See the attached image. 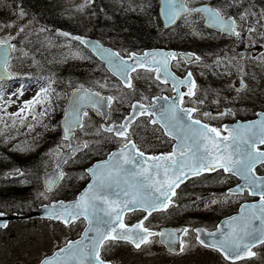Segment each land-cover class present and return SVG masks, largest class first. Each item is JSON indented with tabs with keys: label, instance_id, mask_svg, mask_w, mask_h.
Here are the masks:
<instances>
[{
	"label": "snow or ice",
	"instance_id": "1",
	"mask_svg": "<svg viewBox=\"0 0 264 264\" xmlns=\"http://www.w3.org/2000/svg\"><path fill=\"white\" fill-rule=\"evenodd\" d=\"M85 2L90 3V0ZM146 5L150 7V0H142L138 5L130 3V7L144 11L147 10ZM76 7L82 10L84 5ZM159 7L160 15L169 26H174L179 19L192 34L201 35L197 22L202 21L204 26L233 37V46L236 42L245 44L244 50L230 56L216 55L212 65L205 64V67H219L223 61L225 71L229 66H234L238 72H243L240 62L253 59L247 55L248 47L257 43V37L264 42V7L257 8L253 0H215V3L160 0ZM236 9L240 10L237 12ZM13 10L18 13V19L26 15L19 5ZM32 24L33 21L29 20L25 23L8 21L4 25L9 28L16 25V28L14 32L0 35V80L20 75L12 70L14 53L29 55L23 45L31 34ZM37 31H43V26ZM56 31L61 32L60 29ZM61 34L66 38L73 37L69 32ZM17 36H23V39L14 42ZM73 38L99 57L107 70L129 89L134 90L131 73L136 69H145L150 76L154 73L156 81L170 84L174 95H154L150 103L134 100L131 110L119 122L113 120L109 123L113 101L117 97L105 95L84 83L72 87L71 82H67L70 94L63 107L60 142L47 150L55 171L45 168L42 190L36 193L37 197L49 199V194L66 176L63 166L78 153L83 154L90 147L94 150L101 141H115L118 147L106 151L105 158L96 160L84 169V174L89 175L90 179L72 200L52 199L50 203L41 205L45 217L62 221L70 228L75 226L73 222L82 218L84 227L75 239L65 237L51 253L44 254L38 264H113L105 253L114 243L126 241L140 248L142 244L152 243L157 235L161 243L169 245L170 251L177 250V240L179 250L183 251L187 241L181 239L180 234H187L190 225L156 229L146 226L145 220L155 211L171 210L170 206L176 205L177 189L189 177L200 179L201 174L216 173V170H220L216 173L217 182L224 183L233 177L238 178V182L226 188L224 193L213 194L211 204L248 196L258 199H243L238 212L224 217L211 230L208 227L194 228L195 240L200 245L217 250L225 262L256 256L254 246L264 247V110L257 111L254 119L219 126L207 123L205 118L221 117L225 113L234 116L235 112L228 107L217 112L203 109L201 106L205 103L207 92L204 91L202 96L197 95L200 90L191 68L186 69L183 77L172 71L173 61L177 67H183L182 62L204 63L197 52L157 48L137 52L124 49L126 54L122 55L121 50L107 47L99 40L82 35ZM18 43L21 45L19 48ZM65 43L70 41L66 39ZM69 54L80 59L92 58L79 48L70 50ZM257 58L264 61V56L258 55ZM33 63H37L34 57ZM54 79V74L49 73L44 85L38 88L34 96L23 100L16 112H0V133L7 132L3 140L12 139V130L19 135L18 126L25 127L26 131L34 130L35 125L41 123L45 129L57 127L56 124L44 122L49 113L55 111L54 100L62 95L52 87ZM95 84L107 87V78L101 77ZM244 88L246 84L241 77L237 93ZM22 93L23 85L16 93H8L9 99L5 102L0 90V106L7 108L8 104L14 102L11 97ZM37 103L40 105L38 111L34 107ZM89 108L94 109L105 122L91 127L89 118L86 124ZM138 116L154 126L153 139L158 143L167 142L169 150L145 151L138 146L133 139L138 133L135 128L130 130ZM86 127H91V131H85ZM77 129L85 136H98L100 139H78L75 134ZM14 147L24 151L32 145L18 142ZM43 163L47 165L48 161ZM12 174H19V169L13 170ZM134 209L141 210V218L135 223H125V213H131Z\"/></svg>",
	"mask_w": 264,
	"mask_h": 264
},
{
	"label": "rangeland",
	"instance_id": "2",
	"mask_svg": "<svg viewBox=\"0 0 264 264\" xmlns=\"http://www.w3.org/2000/svg\"><path fill=\"white\" fill-rule=\"evenodd\" d=\"M141 2L142 0H136L135 4L138 5ZM253 3L256 4L257 8L264 7V0H253ZM146 9V12L149 13L153 10V4L150 3V7L146 5ZM239 10L240 9H236L237 12ZM229 11L230 13L232 12V10ZM74 18L75 17L73 15L72 20ZM21 19L24 20L25 17H21ZM17 22L23 23L20 21ZM199 24L202 25L201 22ZM39 27L31 25V34L28 35L27 40L25 41V43L27 42L29 45H23V47H28L27 49L29 55L19 56L18 53H14V62L12 65V70L14 72L20 74L46 72L54 74V77L59 79L62 77V73H66L64 81H62L63 83L61 82L63 86L69 81L71 82V85L84 83L87 86L99 88L104 93H111L117 97L112 105V118L114 115L119 117V113L124 112L125 108L132 100L131 98L139 97L141 94L146 92L154 93L158 90L157 86L159 83L155 80V78L151 77L150 74L146 72H141L142 74L138 75V79H136L134 84V90L123 86L108 72H105L103 67L98 62L93 60L91 62V59H80L77 56L69 54L70 50L79 48L82 53L88 55L81 46L74 48L70 45L73 42L69 38L55 33L46 32L44 28L43 31H37V28ZM15 28L16 25H13L11 28L6 26L4 27L3 33L10 31L14 32ZM161 31L163 30L156 28V33ZM200 31L202 32L201 35H194L184 25V23H180L171 29L166 30V32H163L161 36L163 37V40L159 44L162 46H169L170 44L167 42L176 41L178 43L193 46L203 54L205 58L204 63H199L198 65L195 64L192 67L185 68L186 64L182 62L183 67L178 68L175 65V69L177 71L182 70V74H184L186 73V69L191 68V70L196 74L199 81L198 88L200 90L197 95L202 96L204 91L207 92L205 103L202 106L203 109L208 108L209 112H217L222 111L225 107H228L235 112L234 116L225 113L221 117H209L212 121H219L227 116H231L229 118L232 119H236V117L244 118L252 116L254 112L251 109L254 106H258L256 104L257 102H254L256 100L255 94H258V89H261L260 91L262 92L264 91V61L257 58L258 55L264 56V42H261L260 37H257V43L248 47L247 55L252 56L253 59H245L240 62L243 67V72H238L237 68L234 66H229L228 71H225L223 61L219 67H205V64H212L216 55L226 57L232 55L236 51L244 50L245 44L236 42L233 46V37L220 35L219 33H204L202 28H200ZM53 34L54 37L60 39L59 42L52 41L51 36ZM66 39L69 40L70 43H65ZM17 46L18 48L21 47L20 44ZM210 48H214V50L204 52ZM33 57L37 61L35 64L33 63ZM87 65H90L89 72L83 70L86 69ZM66 68H68V71H66ZM240 76L245 81L246 88L240 89L237 93V89L240 88ZM101 77L107 78V87L95 84V81ZM46 78H48V74L46 75ZM19 84V82L13 81L9 84L4 83L0 85V90H2L4 94L5 102L9 99L8 93L17 92V89L20 86ZM117 84H120L121 86L116 87ZM41 86V84H38V81H31L26 85L22 95H13L11 97L14 102L8 104L7 108L0 106V112H16V110L22 106V101L34 96L38 88ZM133 95L135 97H131ZM259 100L262 102V96L259 97ZM261 106L264 107L262 104ZM34 107L37 110L40 109L38 103L35 104ZM89 118L91 121V127L98 126L102 120V116H100L95 110H90L89 116L85 119L86 124L88 123ZM141 123H146V121L142 120ZM91 127H86L85 131H91ZM18 128H20V132L23 134L28 133V131L25 130V127L18 126ZM54 130H56V128H49L45 130L47 137H50L51 133H55L54 135H56L57 130ZM76 134L79 139L88 137L89 140H96L95 138H98V136H85L80 132V130H77ZM4 135H7V132L0 133V140ZM58 135L61 136V133L56 136ZM57 139V143H59L60 137L58 136ZM13 148L17 149L14 146ZM90 154L91 153L89 152L81 154L77 159H80L82 162L76 160L65 166L66 176L60 185L49 194V199L47 200L38 198L36 193L42 190L40 180L41 171L45 168L51 167L53 165V160L48 156V154H46L44 156V160L48 161L47 165H45L43 161L38 162V166L36 167L37 171L34 170L35 165L29 167L27 170L31 169L32 173H25L24 177L25 179L28 177V180L22 183L31 184L33 187H31V190L26 198L22 199L24 202L23 206H25L24 209L29 208L32 210L39 204L49 203L52 199L73 198L79 191L80 186L84 181L83 177L86 176H83L82 171L86 166L85 163L88 162L87 158ZM51 222L54 221L34 217L32 220L17 219L11 222L7 228H0V264H36L44 253L52 251L55 246L64 241L65 237H77L83 228V221L81 220L73 222L75 226L71 228L69 225H64L61 222L56 221L55 223L58 225L52 224ZM114 255L121 257L123 256V253L120 250H117ZM203 258L204 260L206 259V257ZM214 261L215 260H212L213 263H211L216 264Z\"/></svg>",
	"mask_w": 264,
	"mask_h": 264
},
{
	"label": "trees",
	"instance_id": "3",
	"mask_svg": "<svg viewBox=\"0 0 264 264\" xmlns=\"http://www.w3.org/2000/svg\"><path fill=\"white\" fill-rule=\"evenodd\" d=\"M14 1V0H12ZM21 2L29 11L32 19L46 24L53 28H69L72 26L77 32L96 36L103 42L115 43L118 47L127 49H138L150 46L152 42L159 39L156 35V28L161 26L158 21L155 6L149 13L130 7V3L135 4L136 0H90V3L84 6V13L77 11V2L79 0H15ZM82 2V1H80ZM17 4V3H16ZM13 2L8 8H13ZM93 7V9L91 8ZM8 9H0V24L5 23ZM74 19L72 20V16ZM71 22H74L72 25ZM63 75V73H62ZM55 83L54 89L62 93L59 99L54 100L55 111L49 113L45 118V123L56 124L57 134H59V116L66 101L69 88L58 86ZM262 96L264 100V91L255 94V99ZM261 100V101H263ZM256 102L260 104V100ZM51 128V127H49ZM47 128V129H49ZM43 123L36 124L34 130L23 134L19 130H12V139L0 140V210H16V206L22 205V199L27 196L33 185L23 183L19 185L17 181L12 182L14 176L13 170L19 169V174H31L32 170H27L40 161H45L44 156L51 145L55 143V133L47 137ZM54 129V128H53ZM54 130V131H56ZM30 132V133H29ZM37 133L41 135L37 136ZM18 142H24L26 145H32L24 151L15 149L13 146ZM19 177H17L18 179ZM25 179V177L23 178ZM28 177L25 179V182ZM21 201L19 202V200ZM16 201V202H15ZM16 207V208H15ZM15 208V209H14Z\"/></svg>",
	"mask_w": 264,
	"mask_h": 264
},
{
	"label": "flooded vegetation",
	"instance_id": "4",
	"mask_svg": "<svg viewBox=\"0 0 264 264\" xmlns=\"http://www.w3.org/2000/svg\"><path fill=\"white\" fill-rule=\"evenodd\" d=\"M186 67L189 66L186 64L185 68ZM138 72L149 73L148 70H139L137 73ZM179 73L182 74V70H179ZM151 76L154 77V73L151 74ZM158 88L159 93L153 94L150 92L142 96L140 100L144 103H150L151 97L154 95L173 94L171 91V85L169 84H160ZM144 97H147V99H144ZM185 100H188L187 96L185 97ZM137 121H142V117H140ZM137 121L130 126V130L131 128H135L138 135H134L133 139L137 142L138 146L142 147V150L167 151L170 149L167 142L158 143L153 139L154 127H150L148 125L137 126ZM156 134L159 135V133ZM116 147H118V144L115 141H103L102 145H98L94 149L95 159L105 157L106 151H110ZM87 150H84V152ZM79 155L81 154L78 153L77 157H75L73 161L76 160ZM213 178L214 177H211L210 174H204L200 179L192 178L182 183L177 189L178 198H175L176 205L170 206L171 210L155 211L148 215V218L145 220V225L148 227L156 229L167 225H190L191 227L189 228V232L187 234H182V239L187 241L184 245L183 251L179 250L180 247L176 248V251H170L167 245H163L160 242V237H154L153 242L150 244H142L138 255L144 259V264H212V260L223 264L264 262V247L259 245H256L253 248V251L257 253L256 256L245 257L238 261L225 262L222 254H220L217 250L208 248L206 245H200L195 240L196 233L193 231L194 228L208 227L211 230L220 222L222 218L237 212L240 203L243 202V199H258V197L255 196H248L237 199H229L223 203L218 201L216 204H211L210 200L213 198V194H221L225 192L219 191L215 188ZM205 204H208V207H205ZM141 216V210L134 209L131 213H125V223H135L141 218ZM123 243L124 241H118L107 249L105 253L106 258L118 264H138L130 258H120L114 255L118 250L119 245H122ZM129 246L133 248L132 245ZM207 253L211 255L212 259L209 263L207 261ZM203 257H206V259L204 260Z\"/></svg>",
	"mask_w": 264,
	"mask_h": 264
},
{
	"label": "water",
	"instance_id": "5",
	"mask_svg": "<svg viewBox=\"0 0 264 264\" xmlns=\"http://www.w3.org/2000/svg\"><path fill=\"white\" fill-rule=\"evenodd\" d=\"M161 17H162V20H163L165 26L168 27L169 25L167 24L166 21H164L163 16H161ZM75 35H78V34H74L73 36H75ZM88 38H89V37H88ZM90 39H92V40H96V39H94V38H90ZM105 46L110 47V46H108V45H105ZM111 48H112V47H111ZM151 49H153V48H151ZM157 49H162V48H157ZM62 116H63V115H62ZM61 118H62V117H61ZM229 124H230V123H229ZM50 170H51V171H55L54 168H50ZM43 173H44V172H43ZM43 180H44V175H43ZM43 212H44L43 207L39 206V207L36 208L34 211L28 213L27 216H29V217H30V216H37V215L44 216V215H43ZM2 213H3V212H2ZM19 216H20V215H17L16 213H12V214H6V213H3V214H0V225L5 226V225L8 223L9 220H11V219H13V218H17V217H19Z\"/></svg>",
	"mask_w": 264,
	"mask_h": 264
},
{
	"label": "bare ground",
	"instance_id": "6",
	"mask_svg": "<svg viewBox=\"0 0 264 264\" xmlns=\"http://www.w3.org/2000/svg\"><path fill=\"white\" fill-rule=\"evenodd\" d=\"M2 8H7L8 9V6L7 5H4V6H2ZM48 74V76H49V73H47ZM17 242V241H16Z\"/></svg>",
	"mask_w": 264,
	"mask_h": 264
}]
</instances>
